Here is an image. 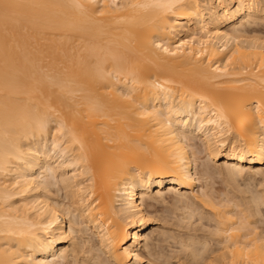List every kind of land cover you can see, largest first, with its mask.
<instances>
[{
    "label": "bare ground",
    "instance_id": "obj_1",
    "mask_svg": "<svg viewBox=\"0 0 264 264\" xmlns=\"http://www.w3.org/2000/svg\"><path fill=\"white\" fill-rule=\"evenodd\" d=\"M260 21L264 0H0V264H144L166 200L174 264H264Z\"/></svg>",
    "mask_w": 264,
    "mask_h": 264
},
{
    "label": "rangeland",
    "instance_id": "obj_2",
    "mask_svg": "<svg viewBox=\"0 0 264 264\" xmlns=\"http://www.w3.org/2000/svg\"><path fill=\"white\" fill-rule=\"evenodd\" d=\"M262 21H260V26L261 25H264V22L263 23H261ZM259 23V22H258ZM264 27V26H263ZM262 28V27H261ZM263 30H264V28H262V32H263ZM264 34V33H263ZM195 142L197 143V144H195ZM194 142V144L195 145H197L198 146V150H199V148H200V146L199 145H201V143H200V141H198V140H196ZM201 149V148H200ZM204 154H202V156H201V161H204L205 160V157L203 156ZM212 165V164H211ZM217 166H219L218 164H216ZM215 165V166H216ZM216 166V167H217ZM250 183L251 185H253V183H254V185L256 186V183H255V181L254 182H252V181H247V183ZM219 183V184H218ZM218 183H216L215 182V184H214V187L216 188V187H219L218 185H221V181H218ZM248 183V184H249ZM243 184V183H242ZM241 184V186H243ZM258 184V183H257ZM251 185H249L250 187H252ZM253 185V186H254ZM223 186V185H222ZM222 186H220V187H222ZM248 187V185L247 184H244V186L243 187ZM254 186V187H255ZM242 187V188H243ZM254 187H252V188H254ZM256 188H259L258 187V185H257V187ZM59 194H61V193H59ZM166 202L167 203H164V205L163 206H161L160 208H159V211L157 212V213H154V214H152V216H154L155 218H157L158 219V221L155 223H152V225L150 226V229L148 230V237L150 238V239H153V240H151V242L153 243L154 242V244H155V248L153 249V252L155 251V253H153L156 257L158 256V255H160L159 257H160V259H159V257H155L154 255H153V257H149V256H147V254L146 255H143L144 256V260L146 259V261H145V263L144 264H163V260H164V262H165V259H167V260H169V258H170V262H171V264H174V263H176V261L174 260H172L171 259V255H173V253H175V252H177V254L180 256V257H184V253H183V250H181V248H179V246L178 245H176L175 243H171V241L170 242H163L162 240H163V237L161 236L162 234H165V233H167L168 231H170V233H172L173 235H178V234H180V235H183V231H181L178 227H174V225H175V222H176V219H174L175 221H172L173 219H171V216H173L174 215V218H175V216H177L178 214H176V213H178V211L177 210H174V209H172L171 210V200H166ZM172 211H176L175 212V214L172 212ZM170 212H171V214H173V215H171L170 216ZM167 218H169V220L167 219ZM173 218V217H172ZM194 220H196L195 219V217L193 218V221ZM192 221V220H191ZM192 221V222H193ZM197 221V220H196ZM174 222V223H173ZM195 222V221H194ZM193 222V223H194ZM198 222V221H197ZM197 222H195L194 224H193V226H192V229H193V227H195L194 228V230H198L197 231V233L196 234H198V233H200L199 234V236H202L203 235V233H204V230H201V229H203L202 228V226H200L202 223H204L205 224V221H201L202 223H200L199 225L197 224ZM171 223V224H170ZM173 223V224H172ZM169 225H171L172 227H174V229H172V227H169ZM195 225V226H194ZM197 226V227H196ZM200 227V228H199ZM197 228V229H196ZM178 229V230H177ZM205 229V228H204ZM180 230V231H179ZM183 230V229H182ZM201 230V231H200ZM202 232V233H201ZM152 233V234H151ZM169 233V232H168ZM93 241H95V239L93 240ZM207 254V253H206ZM178 256V257H179ZM203 256H204V253H203ZM168 257V258H167ZM205 257V256H204ZM148 258V259H147ZM154 259H155V261H154ZM162 260V262H159V261H161ZM166 260V261H167ZM177 260V259H176ZM150 261V262H149ZM157 261V262H156ZM174 263H173V262ZM170 262H169V264H170ZM166 263V262H165ZM164 263V264H165ZM168 263V262H167ZM166 263V264H167Z\"/></svg>",
    "mask_w": 264,
    "mask_h": 264
}]
</instances>
